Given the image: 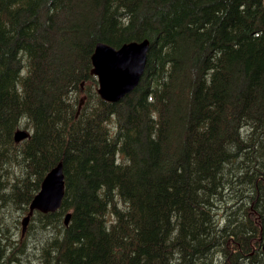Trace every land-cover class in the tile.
Returning a JSON list of instances; mask_svg holds the SVG:
<instances>
[{
	"label": "trees",
	"instance_id": "trees-1",
	"mask_svg": "<svg viewBox=\"0 0 264 264\" xmlns=\"http://www.w3.org/2000/svg\"><path fill=\"white\" fill-rule=\"evenodd\" d=\"M143 40L138 86L101 100L96 44ZM60 162L61 206L40 216L60 230L44 264L210 262L212 195L228 237L261 239L264 255L262 1L0 0V203L27 212ZM13 163L26 177L3 194Z\"/></svg>",
	"mask_w": 264,
	"mask_h": 264
},
{
	"label": "rangeland",
	"instance_id": "rangeland-1",
	"mask_svg": "<svg viewBox=\"0 0 264 264\" xmlns=\"http://www.w3.org/2000/svg\"><path fill=\"white\" fill-rule=\"evenodd\" d=\"M261 1L264 6V0ZM83 96L85 97L84 93L76 101L82 99L84 103ZM244 129L245 127L241 129L242 138L248 134V131ZM79 133H81L80 130ZM254 135L257 136V133H252V136ZM2 176V193L7 194L13 183H19L26 177V171L23 165L13 163L4 167ZM213 197L214 195L208 197L211 205H202L203 214L201 216L205 221H209L208 225L213 231L214 239H212V248L209 252L212 258L210 262L198 264H264V258L260 257L263 246L260 248L255 246V244L262 245L261 239L254 238L255 240L252 241L249 237L242 241L243 237L238 241L228 237V229L224 228L223 222L218 219V213L212 209ZM25 214L26 212L20 205L12 203L8 199H4L0 203V264H44L46 254L43 257L42 250L45 247H52L51 243L60 233L59 226L48 225L40 219L41 214H36L30 220L24 236L21 237V220ZM110 219V215H107L106 220ZM244 236L247 234L245 233ZM235 246H240V253L249 254L235 258Z\"/></svg>",
	"mask_w": 264,
	"mask_h": 264
},
{
	"label": "water",
	"instance_id": "water-1",
	"mask_svg": "<svg viewBox=\"0 0 264 264\" xmlns=\"http://www.w3.org/2000/svg\"><path fill=\"white\" fill-rule=\"evenodd\" d=\"M142 47V52L137 53V49ZM147 47L146 41L139 45L134 42L125 43L118 49L106 44L96 45L91 56L90 73L97 78V94L101 100L114 104L134 91L140 82ZM26 138L27 134L23 130L17 131L14 136L16 143ZM61 177L59 167L47 174L41 184V191L31 201L28 214L21 222V236L24 235L34 212L51 214L60 208L64 192ZM69 219L70 215L67 214L64 220L65 225L68 224Z\"/></svg>",
	"mask_w": 264,
	"mask_h": 264
},
{
	"label": "bare ground",
	"instance_id": "bare-ground-1",
	"mask_svg": "<svg viewBox=\"0 0 264 264\" xmlns=\"http://www.w3.org/2000/svg\"><path fill=\"white\" fill-rule=\"evenodd\" d=\"M147 42L148 43V47H147V50H146V53H145V63H144V67H143V71H142V74H141V76H140V79L142 78V76L144 75V72H145V69H146V64H147V53H148V50H149V47H150V43H149V41L148 40H143V41H141V42H134V43H136V44H142L143 42ZM130 43H133V42H130ZM143 49V47L142 48H138L137 49V53L138 52H140L141 50ZM142 52V51H141ZM135 54H136V52H135ZM141 57V56H140ZM24 131V130H23ZM26 132V131H25ZM26 134H27V137H28V133L26 132ZM15 136V135H14ZM25 140V139H24ZM57 167H59L60 168V170H61V175H62V177L61 178H63V183H64V174H63V165H62V163L60 162V163H58L54 168H57ZM53 168V169H54ZM52 169V170H53ZM52 170H50L48 173H50ZM47 173V174H48ZM47 174H46V176H47ZM45 176V177H46ZM45 177H44V179H45ZM44 179H43V181H44ZM42 181V182H43ZM42 184V183H41ZM65 186V185H64ZM48 214H50V213H48ZM52 214V213H51ZM44 215H46V214H44Z\"/></svg>",
	"mask_w": 264,
	"mask_h": 264
}]
</instances>
